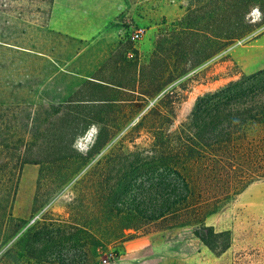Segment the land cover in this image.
Listing matches in <instances>:
<instances>
[{"label": "rangeland", "instance_id": "obj_1", "mask_svg": "<svg viewBox=\"0 0 264 264\" xmlns=\"http://www.w3.org/2000/svg\"><path fill=\"white\" fill-rule=\"evenodd\" d=\"M53 1L0 0V213L11 214L0 215V264H120L124 242L141 244L142 236L188 252L198 247L205 251L204 264H264V178L206 218L207 225L231 235L229 248L216 254L191 226L158 217L159 182L171 181L167 172L135 169L140 156L106 157L111 144L90 154L96 127L72 148L66 144L72 133L61 132L77 116L132 125L167 93H174L172 119L179 127L200 96L264 70V24L176 77L155 97L113 93L103 104L114 112L96 117L78 107L93 105L81 104L87 99H104L92 94L86 81L145 84L151 75L142 68L154 58L158 38L185 25L195 0H129L134 9L108 53L104 44L83 47L51 31ZM252 16L258 20L259 11ZM138 26L146 32L134 40ZM103 53L106 59H95ZM175 59L172 51L170 62ZM244 84L264 89V74ZM26 154L32 162L22 164ZM126 185L128 192L115 204V194Z\"/></svg>", "mask_w": 264, "mask_h": 264}, {"label": "trees", "instance_id": "obj_2", "mask_svg": "<svg viewBox=\"0 0 264 264\" xmlns=\"http://www.w3.org/2000/svg\"><path fill=\"white\" fill-rule=\"evenodd\" d=\"M255 9L260 13L258 20L252 16ZM263 24L264 0H195L185 25L158 38L154 58L142 68V73L151 75L145 84L144 80L137 87L89 79L84 85H93L92 94L99 93L104 99H87L81 104L93 105L78 107L100 117L114 112V106L103 104L110 102L106 97L113 93L137 92L141 97H155L176 77ZM172 51L176 57L173 63L170 62ZM262 74L264 70L200 96L187 119L177 128L172 119L174 93H167L132 125L87 121L86 117L77 116L70 123V129L63 127L61 132L65 134H61L72 133L66 143L72 148L78 137L90 127H96L90 154L111 144L106 157L117 155L129 160L131 156H140L136 158L140 165L135 169L147 166L152 170L163 169L171 181L159 182L158 217L175 225L191 226L196 237L214 253L221 254L231 244L230 232L217 231L213 225H207L206 218L251 183L264 178V89L244 84ZM66 121L65 117L62 122ZM119 132L122 134L116 138ZM139 138L143 140L138 142ZM144 154L151 159L143 158ZM21 162L30 163L32 159L26 154ZM127 192L126 185L122 192L115 194L113 202L117 204ZM134 200L130 201L131 205ZM1 214L11 217L9 211Z\"/></svg>", "mask_w": 264, "mask_h": 264}, {"label": "crops", "instance_id": "obj_3", "mask_svg": "<svg viewBox=\"0 0 264 264\" xmlns=\"http://www.w3.org/2000/svg\"><path fill=\"white\" fill-rule=\"evenodd\" d=\"M133 9L129 0H54L49 28L83 47L95 44L101 49L104 44L103 52L108 53L112 50L109 45H114ZM106 58L104 53L95 57ZM139 239L141 244H134V240L124 242L120 264H204L205 251L198 247L188 252L177 244L151 243L147 236Z\"/></svg>", "mask_w": 264, "mask_h": 264}, {"label": "built area", "instance_id": "obj_4", "mask_svg": "<svg viewBox=\"0 0 264 264\" xmlns=\"http://www.w3.org/2000/svg\"><path fill=\"white\" fill-rule=\"evenodd\" d=\"M145 32L146 30L143 27L141 26L136 27L132 32L133 39L140 40L145 34Z\"/></svg>", "mask_w": 264, "mask_h": 264}]
</instances>
